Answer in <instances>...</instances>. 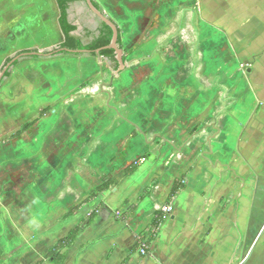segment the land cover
<instances>
[{
    "label": "crops",
    "instance_id": "1",
    "mask_svg": "<svg viewBox=\"0 0 264 264\" xmlns=\"http://www.w3.org/2000/svg\"><path fill=\"white\" fill-rule=\"evenodd\" d=\"M95 1L120 28L122 46L128 53L126 70L107 91L108 103L113 101L110 111L123 118L113 119V128L103 131L104 137L96 141H104L108 164L121 156L126 161L119 168L121 177L115 178L107 171L99 175L90 163L93 156L101 155L95 149L97 142L82 154L88 171L99 178L97 183L102 177H111L117 184L55 225L66 226L65 237L89 211L96 213L90 224L86 220L81 225L63 264H246L248 252L262 235L264 221V0ZM79 4L80 0H74L69 5L67 18L76 27L72 35L87 44L101 29L97 25V36L83 41L90 29L83 31L89 25L82 22L79 27L74 21L73 7ZM81 13L82 18L90 14L85 4ZM58 16L56 0H0V38L15 26V40L21 44L28 40V44L42 45L36 47L39 51L46 50L63 42ZM181 38L192 39L196 44L193 56L203 64L193 76L191 61L195 58L190 49L186 54L179 46ZM214 44H220L219 54L229 50L232 66L238 64L236 71L208 68L206 51ZM15 54L0 56V72L5 60ZM66 61L26 60L14 69V90L25 86L29 99L42 104L35 107L34 117L47 106L54 109L49 97L63 87V96L75 90L76 97L92 93L87 86L78 87L97 78L101 64L92 59L75 60L81 73L71 69L69 82V73L59 71L71 66ZM111 77L107 71L94 85L103 88L102 81L109 82ZM47 93L50 96L43 99ZM98 94L104 104V93ZM213 94L232 96L223 100L228 104L222 101L218 105ZM16 102L13 105L18 108ZM53 112L46 113L43 120L49 121ZM227 114L235 124L231 130L226 127ZM154 143L165 149L158 155L155 147L151 153L142 152ZM134 144L142 153L126 158ZM142 157L145 162L138 164ZM147 160L151 166L145 169ZM133 162L137 170L124 176ZM140 177H144L141 187H133ZM77 181L72 179L67 187L73 190L70 185L76 186ZM174 182L181 187L168 202ZM161 183L165 188L160 194ZM51 193L45 195L54 198ZM158 212L165 217L152 234L149 228ZM140 244L146 246L145 256L137 252Z\"/></svg>",
    "mask_w": 264,
    "mask_h": 264
},
{
    "label": "rangeland",
    "instance_id": "2",
    "mask_svg": "<svg viewBox=\"0 0 264 264\" xmlns=\"http://www.w3.org/2000/svg\"><path fill=\"white\" fill-rule=\"evenodd\" d=\"M81 1L79 5L73 7L74 21L79 27H81L82 22L89 25L83 30L88 31L90 29L86 38H83V41L87 42L97 36L95 29L98 23L97 19L90 14L82 18L81 10L84 4ZM12 25L13 23L10 24V27ZM9 31L3 39L0 38V56H12V54L23 50L42 47V45L35 46L33 43L28 44V40L25 41V39L23 44L20 43L21 41L15 40L14 33L17 32L15 26L14 29H10ZM184 35L188 36V33L185 32ZM192 43V39L181 38L179 46L184 49L186 54H189L187 52L190 49L192 52L190 56H193L196 44L193 45ZM219 46L220 44H214L209 47V51H206L207 59L205 64L212 70L222 69V72H224L230 69V71H236L238 64L233 65L234 67L232 66L228 58L229 50L224 54H219ZM23 47L26 49L21 50ZM213 48H216V50H211ZM124 52L125 57H127L128 53L126 51ZM193 57L195 61H191L192 76L196 68L200 69L203 65L202 62H199L200 64L198 63L196 55ZM55 59L68 60L66 62L71 63L70 65L72 67L69 66L68 68L64 66L59 68V71H62L64 75L69 73L68 80L71 82L73 76L71 69L76 70L78 75L81 73L78 63L75 60L91 58L62 56L46 60ZM186 60L189 59L186 58ZM227 62H229L228 66ZM14 69L11 71L10 78L5 80L0 86V264H35L40 261L43 264H48L45 260L47 254L45 251L52 242L55 244L56 240L66 234V226L60 227L55 225L63 222L61 217L64 214L76 206L80 207L85 204L84 201L87 200L88 195L107 178L102 177L100 182L97 183L99 178L94 176L93 170L88 171V167L84 162L86 155L83 156L82 154L89 151V148L102 136L103 131H110V127L113 128V119L123 117L118 112L114 113L110 111L111 109L109 107L113 106V101L111 100L108 103L109 98L107 93L102 92L104 93L102 99H106V101H103L104 104H100V99H98L100 94L98 93L101 91V87L98 88L96 86L97 84H94L97 83V80H101V76L107 72L102 67L100 75L97 78L88 80L82 86L78 87V90H80L82 87L87 86L92 93H85L76 97L75 90L63 96L65 90L63 87L61 92L53 94L51 98L49 97L50 100L48 102L54 106V109L47 106L43 109L45 113L41 117L38 114L34 117L37 113L34 114V111H36L35 107L42 104L29 99V88L24 86L16 89L17 92L14 90L12 83ZM110 73L112 74V72ZM22 79L23 82L26 81L24 75ZM36 81L41 80L36 79ZM102 83H108V79L102 81ZM103 88L106 91L111 89ZM48 96H50V93H47L43 99H48ZM231 96L227 94L223 98L222 95L217 96V94H213V101L215 104L220 105L223 100ZM16 99L18 108L13 105ZM35 102L36 104L34 105ZM222 103L228 104L227 101H223ZM152 107V109H155V105ZM139 108L141 109L140 106ZM52 110L56 111V113L53 112V118L51 117L49 121L43 120L44 115L48 112L50 113ZM38 112L40 113L41 111L39 110ZM225 116L230 118L228 114ZM35 120L36 123L31 129L20 137L13 139L12 136L19 132L23 125ZM227 122L226 127L229 130L234 128L235 124L232 118L227 120ZM129 123L131 122L127 120L126 124L128 128ZM106 128L107 130H105ZM162 130L168 133V129ZM103 142L101 140L96 143L97 146L95 149L100 151L101 155L93 156L90 163L100 171L98 172L99 175L107 171L108 174L111 173L115 178H119L121 177L119 168L126 161L125 157L121 156L111 164H108L107 158L104 157L107 154L104 153L106 146H104L105 144ZM126 147L123 148V151ZM154 147L157 148V155L165 149H160L161 147H158L154 143L153 148L147 147L142 151L139 146L134 144L130 145V148L127 150L126 158H129V155L132 154L140 155L142 152L151 153ZM116 150L118 151L117 148ZM139 160L140 158L137 160V163ZM149 166H151V161L147 160L144 167L146 169ZM143 178L140 177L137 179L135 182L138 181V185L134 184L133 187L138 188ZM72 179L78 180L76 186L70 185V187H73V190L68 188V184L71 183ZM96 183L97 185H95ZM94 185L95 187L91 188ZM64 188L65 190L63 191L62 189ZM164 188V183H161L157 192L160 194L163 193ZM86 191L88 194L84 198L82 194L86 193ZM48 192H52L51 194L53 196L51 197L54 198H48L45 195ZM56 193L60 196H58L59 198L54 195ZM88 214L85 216L86 219L78 225L84 226ZM50 225L52 226L50 227ZM46 227L47 230L42 233ZM261 230V237L259 236L257 238L255 244L248 252L250 258L246 264H264V221L261 223Z\"/></svg>",
    "mask_w": 264,
    "mask_h": 264
},
{
    "label": "trees",
    "instance_id": "3",
    "mask_svg": "<svg viewBox=\"0 0 264 264\" xmlns=\"http://www.w3.org/2000/svg\"><path fill=\"white\" fill-rule=\"evenodd\" d=\"M74 0H56V6L58 9V25L61 30V33L63 35V42L61 44L55 45L49 49L43 50L40 52L38 49H31V50H23L18 53H16L12 58H8L5 60L3 69L14 57L22 54V53H30L32 54L30 57H21L14 61L10 67L7 69V71L4 73L2 79L0 80V86L4 83L5 80L10 78L11 71L22 61L33 59V60H46V59H54L57 57L62 56H70V57H78V58H91L94 60H97V55L95 54V51L98 49H101L103 47H106L109 45L112 32L111 30L102 24L99 20H97V25L100 27L101 31L98 37L94 38L91 42L84 44L81 40L75 38L72 33L76 31V27L73 26L71 23H69L67 18V9L71 3H73ZM81 2H84L82 0ZM92 5L97 10H100L102 14L104 12L101 10L99 4L95 0H91ZM116 27L117 29V43L116 46L118 49H120L123 52V61L125 60V52L122 46V34L120 31V28L116 24V22L104 14ZM65 51H73V52H80L75 54H70ZM100 58L102 59L101 67L102 69H105L110 72H114L118 68V64L115 60V54L112 50H103L99 53ZM45 113V110H42L39 113V116L41 117ZM36 123V120L25 124L22 126L21 130L14 134L13 139L20 137L22 134L27 132L31 127ZM138 168V165L136 162H133L124 170V176H129L132 173H134ZM117 184V181L114 178L107 177L105 178L89 195L86 201L84 203H88L90 200L95 199L111 187H114ZM180 185L177 182H174L172 185V188L170 190V193L168 195V202L171 201L174 196L176 195L177 191L180 189ZM140 200V199H139ZM79 206L74 207L71 211L67 212L61 217L62 221H65L78 211ZM132 209V208H131ZM96 213L95 211H92L88 218H87V224H90L91 221L94 219ZM165 215L163 212H158L154 216V219L152 220V223L150 225V231L153 232L157 230V228L160 226V224L163 222ZM82 231V227L80 225H76L73 227L65 237L58 239L56 243L48 250L45 260L48 261L51 264H63L66 259V251L71 248L76 240V237L78 234ZM151 234V237L149 238V241L153 239V236ZM134 251V249L132 250ZM35 264H42V262H37Z\"/></svg>",
    "mask_w": 264,
    "mask_h": 264
},
{
    "label": "water",
    "instance_id": "4",
    "mask_svg": "<svg viewBox=\"0 0 264 264\" xmlns=\"http://www.w3.org/2000/svg\"><path fill=\"white\" fill-rule=\"evenodd\" d=\"M84 4L86 6L87 11L97 20H99L102 24H104L105 26H107L111 32H112V37L110 40V43L108 46L103 47L101 49H98L95 51V54L97 55V62L98 63H102V59L99 56V53L103 50H112L115 54V60L118 64V68L116 71L112 72V77L110 78L108 84H105L104 87L106 88H110L114 82L115 78H118V76L124 72L127 68V63L123 61V52L117 48L116 43H117V29L115 27V25L104 15L101 13L100 10H97L96 8H94V6L92 5L91 0H84ZM67 53L70 54H75V53H80V52H73V51H65ZM32 54L30 53H22L16 57H14L0 72V80L2 79L4 73L7 71V69L10 67V65L16 61L17 59L21 58V57H30ZM102 92H105L108 94V92L106 90H104L103 88L100 89Z\"/></svg>",
    "mask_w": 264,
    "mask_h": 264
},
{
    "label": "built area",
    "instance_id": "5",
    "mask_svg": "<svg viewBox=\"0 0 264 264\" xmlns=\"http://www.w3.org/2000/svg\"><path fill=\"white\" fill-rule=\"evenodd\" d=\"M145 162V158H140L138 164H142ZM137 252L140 256H145L146 255V246L144 244H140V246H138Z\"/></svg>",
    "mask_w": 264,
    "mask_h": 264
}]
</instances>
